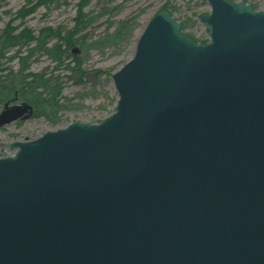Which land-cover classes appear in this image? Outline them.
Listing matches in <instances>:
<instances>
[{
  "label": "water",
  "instance_id": "95a60500",
  "mask_svg": "<svg viewBox=\"0 0 264 264\" xmlns=\"http://www.w3.org/2000/svg\"><path fill=\"white\" fill-rule=\"evenodd\" d=\"M206 1L207 43L153 17L101 123L9 145L0 264H264V11Z\"/></svg>",
  "mask_w": 264,
  "mask_h": 264
},
{
  "label": "rangeland",
  "instance_id": "374dc122",
  "mask_svg": "<svg viewBox=\"0 0 264 264\" xmlns=\"http://www.w3.org/2000/svg\"><path fill=\"white\" fill-rule=\"evenodd\" d=\"M82 0H56L48 7H39L24 20H17L14 27L18 32L27 29L35 36L46 28L72 31L78 14V5ZM246 2L257 11H264V0H235ZM27 0H0V33L16 14L25 7ZM167 9L170 14L185 29L182 33L192 36L196 42L203 43L209 39L208 31L198 18L208 15L211 7L206 0H89L84 14L91 24L79 38L86 37V45L103 39L116 31L120 23L127 22L126 37L103 48H87L74 46L79 53L75 56L83 60L82 70L88 78H81L74 71L64 67L57 69V64L47 55L35 53L29 60L28 71L33 74L45 73L47 76L58 77L64 90L60 103L65 106L59 112L60 123L53 125L46 119L38 117L0 130V158L14 152L8 146L17 141H33L47 131L66 127L72 123L88 125L98 124L114 112L118 99L112 76L129 63L136 52L139 38L148 23L161 10ZM57 43L53 39L52 47ZM33 47V46H32ZM31 47V48H32ZM28 49L22 51L21 57H26ZM16 49L10 50L6 58L14 57ZM72 54V52H71ZM73 55V54H72ZM70 68L74 61L67 62ZM3 75L20 70V61L13 58L3 61ZM101 72L98 76L95 73Z\"/></svg>",
  "mask_w": 264,
  "mask_h": 264
},
{
  "label": "trees",
  "instance_id": "16d2710c",
  "mask_svg": "<svg viewBox=\"0 0 264 264\" xmlns=\"http://www.w3.org/2000/svg\"><path fill=\"white\" fill-rule=\"evenodd\" d=\"M56 0H27L25 7L16 14L0 33V106L9 100L17 97L20 101L29 103L35 108V117H42L53 125L60 123L59 112L65 108L60 103L64 87L58 77L47 76L45 73L33 74L28 71L29 60L35 53H42L47 55L53 62L57 64V69L66 68L74 71L81 78H88V74L82 70V63L78 57L71 54L73 47L86 45V37L79 38L78 35L82 33L91 24L92 21L84 14V10L89 0H82L78 5V14L75 18V26L72 31H64L58 29L57 31L52 28H46L39 32L38 36L30 30L24 29L20 32L13 26L17 20H24L33 14L37 8L49 6ZM236 2L235 0H228ZM127 22L120 23L116 31L110 35H106L103 39L91 43L87 48H103L104 46L114 44L126 37ZM185 25H182V30ZM193 39L190 35L188 36ZM57 40V43L49 47L50 41ZM33 46V47H32ZM32 47V48H31ZM16 49L15 55L12 58H6V54ZM28 49V55L21 57L22 51ZM17 58L20 61V70L16 73L10 72L3 75V61H10ZM69 59L74 61L75 66L70 68L67 63ZM100 76L101 72L95 73Z\"/></svg>",
  "mask_w": 264,
  "mask_h": 264
},
{
  "label": "flooded vegetation",
  "instance_id": "af4514ba",
  "mask_svg": "<svg viewBox=\"0 0 264 264\" xmlns=\"http://www.w3.org/2000/svg\"><path fill=\"white\" fill-rule=\"evenodd\" d=\"M25 103H26V102H24V101H20L19 98L17 99V97H16V98L13 99V100H9V101H7V102H4V104H3L2 106H0V113L4 110V108H5V106H6L7 104H8L10 107H12V106L23 105V104H25ZM27 104H28V103H27ZM31 106H32V105H31ZM32 107H33V106H32ZM33 109H34V114H33L32 118H31V120H35V119H37V118L35 117V115H36L35 108L33 107ZM40 118H41V117H40ZM26 121H29V120L17 121V122H15V123H12V124L7 125V126H5V127H0V130H1V129H5V128L10 127V126H13V125H16V124H19V123L26 122Z\"/></svg>",
  "mask_w": 264,
  "mask_h": 264
}]
</instances>
